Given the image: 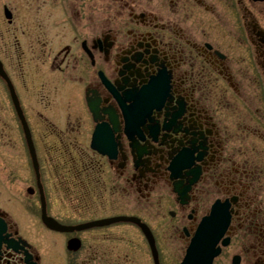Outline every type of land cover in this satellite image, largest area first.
Wrapping results in <instances>:
<instances>
[{"label":"flooded vegetation","instance_id":"af4514ba","mask_svg":"<svg viewBox=\"0 0 264 264\" xmlns=\"http://www.w3.org/2000/svg\"><path fill=\"white\" fill-rule=\"evenodd\" d=\"M0 83V264H46L33 213L64 237L50 264H139L106 243L119 225L149 264H181L200 227L216 236L212 264H264V0H0ZM87 132L112 172L92 162L90 179L142 224L79 229L100 218L52 213L44 165L58 172ZM43 198L69 228L43 221Z\"/></svg>","mask_w":264,"mask_h":264},{"label":"rangeland","instance_id":"374dc122","mask_svg":"<svg viewBox=\"0 0 264 264\" xmlns=\"http://www.w3.org/2000/svg\"><path fill=\"white\" fill-rule=\"evenodd\" d=\"M21 90L25 92L23 84ZM39 92L40 90L35 94V103L38 100L37 106L42 105V101L39 99L41 97ZM2 93L4 94L5 92L2 83H0V95ZM55 99L54 96V102ZM67 104L68 101L64 97V109L68 106ZM64 135L68 137L64 142H72V140H75L74 137H71L73 133ZM77 141H80L77 142L79 146L74 147L70 145L68 148H64L65 155L64 158H61L59 161V173L54 167L52 169L49 163L44 165L51 186L50 201L52 213L64 220L72 221L122 214L126 211L124 207L126 202L130 204V198L128 201L126 200V202H124L123 198H121L122 196L120 197V194L117 193L118 190H116V193L113 191L110 193V191L104 190V183L96 187L89 176V167H92V162L103 163L101 169L103 168L104 171H102L104 174L109 175L112 174V172L106 168L107 164H105V162H101L100 159L97 160V157L90 154L92 150L89 148L88 132L82 134ZM60 178L61 181L59 180ZM106 178L107 177L103 179L106 181ZM129 207L130 210H128V212H133L132 206ZM36 223L41 225L38 213H33L28 223L30 225L28 228L29 238L40 255L44 258L45 263L50 264V261L53 259V251L57 253V249L64 247V245H62L64 237L53 236V234L45 231L42 225L41 228H39ZM156 225L159 227L161 226L160 222ZM110 236V239L107 240L106 243L109 241L108 243H110L111 247L118 249L125 246L131 258H136V263L138 261L139 264H149L150 256L148 251L150 252V249L147 247L145 240L137 229L128 225H119L111 229ZM84 237L86 240V248L95 242L97 244V241L91 240V235L88 233L84 234ZM68 254L70 253L63 252V257L59 256L57 259L58 263L66 264L65 259L69 256Z\"/></svg>","mask_w":264,"mask_h":264},{"label":"water","instance_id":"95a60500","mask_svg":"<svg viewBox=\"0 0 264 264\" xmlns=\"http://www.w3.org/2000/svg\"><path fill=\"white\" fill-rule=\"evenodd\" d=\"M3 75L5 76V73L4 72H3ZM11 89H12L13 98L15 99V101L17 103V107L19 109V112H20V114L22 116V112H21V109H20V106H19V103H18V99H17V96L15 94V91H14L12 85H11ZM31 145H33L32 142H31ZM32 151H33V159L35 161L36 170H37V172H39L38 167H37V164H36L35 153H34L33 147H32ZM45 208H46V204H45V201H44V198H43V219L50 226L55 227V228H61V229H63L64 227H62L55 219H53L52 217L47 216L46 209ZM118 221H136V222H140L139 219H137L136 217L121 215V216H113V217H109V218H105V219H100V220L92 221V222H89V223H86V224H81V225L77 226V228L82 229V228H86V227H89V226H92V225H97V224L103 225V224H108V223L118 222ZM204 232H205V230L202 227L198 229L197 234H196V239L194 241L193 247L198 246V245L199 246L201 245V236H204ZM209 236H211V235L209 234ZM213 239H215V236H213L207 242V243H209L208 249L204 252V255L200 259L199 258H196V257H194V256H192L190 254L182 262V264H190V262L192 264L193 261H195V260H198L197 261V264H212L213 258L218 253L214 249V247H215L214 245L215 244L212 243V241H215V240H213ZM154 254L157 255V251L156 250H154Z\"/></svg>","mask_w":264,"mask_h":264},{"label":"bare ground","instance_id":"6f19581e","mask_svg":"<svg viewBox=\"0 0 264 264\" xmlns=\"http://www.w3.org/2000/svg\"><path fill=\"white\" fill-rule=\"evenodd\" d=\"M111 216V215H110ZM107 217V216H106ZM99 218H102V217H99ZM96 219H98V218H96ZM215 238H216V236H215ZM212 243H214L215 245V247H214V249L217 251V248H216V241H212ZM216 257V256H215Z\"/></svg>","mask_w":264,"mask_h":264}]
</instances>
